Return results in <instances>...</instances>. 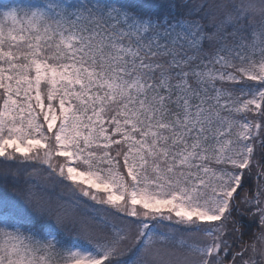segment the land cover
I'll list each match as a JSON object with an SVG mask.
<instances>
[{
  "label": "snow or ice",
  "instance_id": "snow-or-ice-1",
  "mask_svg": "<svg viewBox=\"0 0 264 264\" xmlns=\"http://www.w3.org/2000/svg\"><path fill=\"white\" fill-rule=\"evenodd\" d=\"M0 264H264V0H0Z\"/></svg>",
  "mask_w": 264,
  "mask_h": 264
},
{
  "label": "rangeland",
  "instance_id": "rangeland-1",
  "mask_svg": "<svg viewBox=\"0 0 264 264\" xmlns=\"http://www.w3.org/2000/svg\"><path fill=\"white\" fill-rule=\"evenodd\" d=\"M167 1H170V0H155V2H167ZM176 2H179V0H176ZM45 177H46V172L44 171L43 168H41L40 174L32 178V183L40 185V188L42 189V195L50 199L53 204H56L58 202L62 204H67V203H72L76 201L77 197L74 196V194L71 192L70 189L62 191L61 188L67 189V187L60 185V184L53 183L52 181H48L47 184H45L44 183ZM22 185L26 186L23 183ZM251 186L252 185L250 184L249 187ZM84 199H86V201L80 200L75 211L78 216L82 218H89L93 214L94 208H93L92 202L88 201L87 198H84ZM240 210H241V213H244L248 217L250 216L244 204L240 205ZM253 220L254 218H251L250 221H253ZM246 221L248 222L249 220L241 218L240 222L243 224V227H245L244 224ZM253 224L257 226V229L255 228L253 230L252 229L249 230V232H251L250 234L246 232L248 235L244 238L245 243H251L252 234L258 233L260 231V228L258 227V225L256 223H252V225ZM242 231L245 232V230H242ZM128 254L131 255V253H126L125 255H128ZM129 257L130 256L126 257L125 260L129 259Z\"/></svg>",
  "mask_w": 264,
  "mask_h": 264
},
{
  "label": "trees",
  "instance_id": "trees-1",
  "mask_svg": "<svg viewBox=\"0 0 264 264\" xmlns=\"http://www.w3.org/2000/svg\"><path fill=\"white\" fill-rule=\"evenodd\" d=\"M167 2H170V1H167ZM22 183H23V179H21V186H23ZM8 184H9V188H11V185H12V179H11V177L9 178ZM61 190L62 191L63 190H69V188L68 187H67V189L66 188H61ZM82 200L83 201H86V199H82ZM241 218L242 219L244 218V219L249 220L248 222L246 221L245 224H244V226L246 228L245 227L242 228V230H245V235H244V238H245L248 235L246 232H248L250 234L251 232H249V230H251V229L253 230L255 228L257 229V226L255 224L252 225V223H254V222L253 221H250L251 218H252L251 216L248 217L244 213H243V216H241L239 214H234V219H236L237 221L240 222ZM128 256H131V255H129V254L128 255H124L123 257H121V259L125 260L126 257H128Z\"/></svg>",
  "mask_w": 264,
  "mask_h": 264
}]
</instances>
